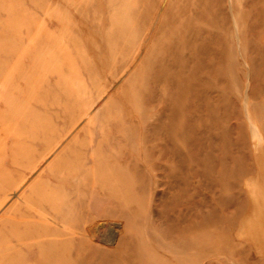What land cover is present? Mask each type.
I'll return each mask as SVG.
<instances>
[{
  "label": "rangeland",
  "instance_id": "374dc122",
  "mask_svg": "<svg viewBox=\"0 0 264 264\" xmlns=\"http://www.w3.org/2000/svg\"><path fill=\"white\" fill-rule=\"evenodd\" d=\"M0 264H264V0H0Z\"/></svg>",
  "mask_w": 264,
  "mask_h": 264
}]
</instances>
